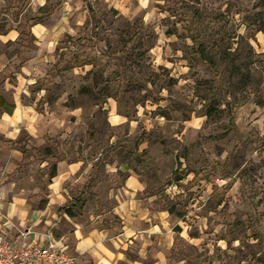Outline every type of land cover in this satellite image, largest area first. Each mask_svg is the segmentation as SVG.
<instances>
[{
  "label": "rangeland",
  "instance_id": "rangeland-1",
  "mask_svg": "<svg viewBox=\"0 0 264 264\" xmlns=\"http://www.w3.org/2000/svg\"><path fill=\"white\" fill-rule=\"evenodd\" d=\"M75 5L66 16L73 31L22 95L43 116L45 133H0V185L43 208L58 163L81 159L89 173L62 184L69 201L80 198L78 206L110 219L109 195L127 174L114 169L124 161L156 195L157 209L171 214L168 264H264V0ZM37 13L30 0L0 8V34L20 32L18 42L0 43V52L18 54L0 71V90L36 50ZM199 44L215 69L199 59ZM113 108L125 120L119 126Z\"/></svg>",
  "mask_w": 264,
  "mask_h": 264
},
{
  "label": "crops",
  "instance_id": "crops-1",
  "mask_svg": "<svg viewBox=\"0 0 264 264\" xmlns=\"http://www.w3.org/2000/svg\"><path fill=\"white\" fill-rule=\"evenodd\" d=\"M6 1L0 0V8ZM53 2L63 6L61 18V9L52 6ZM30 6L38 11L39 17L30 29L36 50L26 52L25 62L14 73L17 80L11 83L8 80L0 90V133L10 137H17L22 129H27L33 137L45 133L40 127L43 116L36 107L26 104L22 95L27 94L34 83L35 72L47 67L57 43L73 31V23L66 20V16L74 13L75 0H30ZM18 40L20 32L17 29L0 35V43ZM17 58L18 54L0 52V71L11 66ZM110 115L109 118L115 120L114 126L125 121L115 108ZM58 164L50 201L43 208H32L24 196H10L7 186L0 185L3 197L0 228L8 233L10 240L30 246L56 239L62 250L75 257V264H168L166 255L174 241L171 214L168 210L157 209L156 195L147 193V183L128 169L127 163H116L114 169L127 174L123 183L109 195L113 205L110 219L107 213L96 212L87 204L78 206L80 198L69 201L71 193L62 186L68 181L79 182L89 173L86 163L79 159ZM128 251L135 252L137 258L129 257ZM148 256L154 259L150 263L143 260Z\"/></svg>",
  "mask_w": 264,
  "mask_h": 264
},
{
  "label": "built area",
  "instance_id": "built-area-1",
  "mask_svg": "<svg viewBox=\"0 0 264 264\" xmlns=\"http://www.w3.org/2000/svg\"><path fill=\"white\" fill-rule=\"evenodd\" d=\"M67 13L69 11L67 10ZM172 186L168 189L172 190ZM3 197L0 195V202ZM75 257L60 248L56 239L45 244L21 246L8 237L0 228V264H75Z\"/></svg>",
  "mask_w": 264,
  "mask_h": 264
},
{
  "label": "trees",
  "instance_id": "trees-1",
  "mask_svg": "<svg viewBox=\"0 0 264 264\" xmlns=\"http://www.w3.org/2000/svg\"><path fill=\"white\" fill-rule=\"evenodd\" d=\"M33 19V23H37L39 21L38 17L32 18ZM10 30V29H9ZM8 31L4 32L7 33ZM23 33V32H22ZM1 35V34H0ZM196 44V43H195ZM196 51L198 52V56L199 59H201L205 64H207L210 68H216L218 66V61L217 59L213 56V54H211L208 49L203 45V44H199ZM239 73H244L241 72V70H237ZM231 111L233 112V109H231ZM231 124H234V115L231 118ZM56 169H54V171L52 172V176L56 175ZM172 211V210H171Z\"/></svg>",
  "mask_w": 264,
  "mask_h": 264
}]
</instances>
